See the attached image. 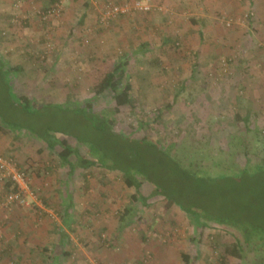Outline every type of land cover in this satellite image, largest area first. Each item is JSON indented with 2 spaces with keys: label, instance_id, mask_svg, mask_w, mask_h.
Returning <instances> with one entry per match:
<instances>
[{
  "label": "rangeland",
  "instance_id": "rangeland-1",
  "mask_svg": "<svg viewBox=\"0 0 264 264\" xmlns=\"http://www.w3.org/2000/svg\"><path fill=\"white\" fill-rule=\"evenodd\" d=\"M125 1L132 0L68 2L52 21L50 53L44 58L36 54L30 70L22 65L23 72L13 70L9 48L0 45V122L12 133L0 137V155L15 156L38 194L28 206L7 207L5 196L13 187L8 180L0 182V264H250L254 259L247 249L244 259L223 254L226 243L238 239L244 244L234 228L198 226L177 204L167 206L162 195L148 197L146 204L132 202L135 190L125 186L118 171L95 166L87 176L80 170L70 183L65 182L66 168L47 174L57 152L43 150L46 137H67L86 156L98 147L133 172L145 169L168 190L182 193L186 204L194 201L214 211L230 206L249 222L250 234L259 238L253 249L264 256V185L232 188L229 180L211 178L238 174V169L221 168L246 161L241 152L247 133L236 113L247 115L264 135V97L259 94L264 90V0H152L168 11H132L101 26L102 7ZM229 18L234 19L231 26ZM165 37H178L182 49L162 48ZM41 41L39 52L47 39ZM124 53L130 77L123 84L135 106L113 114L112 99L97 96L93 87ZM183 80L186 87L177 103L159 124L153 123ZM86 101L94 102L92 110H107L116 132L127 139L112 135L109 127L96 129L81 111ZM144 135L159 141L162 150L176 145L183 167L184 161L203 167H187L188 173L180 174L179 157L166 158L141 144L138 137ZM248 138L258 144L253 132ZM57 187L62 198L72 191L75 203L68 213L60 196L59 205L50 199L48 206L42 198ZM141 189L147 195L153 186L143 183ZM240 207L245 208L242 214Z\"/></svg>",
  "mask_w": 264,
  "mask_h": 264
},
{
  "label": "trees",
  "instance_id": "trees-1",
  "mask_svg": "<svg viewBox=\"0 0 264 264\" xmlns=\"http://www.w3.org/2000/svg\"><path fill=\"white\" fill-rule=\"evenodd\" d=\"M56 1V0H55ZM55 1L53 3H55ZM52 3V4H53ZM51 4V5H52ZM49 5V6H51ZM48 6V7H49ZM48 7L42 8V10H46ZM41 18V17H40ZM41 21H43L41 19ZM51 22V21H50ZM47 21H43L44 24L50 23ZM192 22L196 23V20L194 19ZM162 48L165 49L169 45L170 49H176L181 50L182 43L179 40L178 37H165V39L162 41ZM47 44V42H46ZM144 44V43H143ZM146 46V45H145ZM143 46V48L145 47ZM167 49V48H166ZM46 45L45 48L40 52V57L43 58L41 55L45 54ZM46 56V55H45ZM232 58L228 59V64L232 65L233 61ZM158 62V61H154ZM130 64L129 58L127 54L121 55L120 59L113 64V66L105 72H103L100 75V78L98 81L94 84V92L97 96H104V97H110L113 101V109L109 110L110 113L118 114L121 112L122 107L135 106V99L133 100L131 94L129 93V90H125L124 82L125 80H128L130 75L128 74L127 67ZM13 70L20 71L21 67H13ZM186 81L183 80L178 92L172 96V100L167 101L165 104V108H158V111L156 112V116L153 119V123L159 124L166 114V112L174 107V105L178 101V96L183 91V89L186 87ZM21 102L25 103L27 105L28 98L26 96H20ZM93 103L91 101H86L84 104H82L81 111L85 115V117L89 121H93V126L96 129L99 130H106L107 127H109L112 135H115L116 137L127 139L124 135L116 132L114 123L115 119L110 118V114L106 110H101L97 112L96 110H92ZM83 108H85L83 110ZM104 114V115H103ZM106 115V116H105ZM236 117L244 122V129L246 131V136L242 138V141L245 143V148L241 152L242 155L245 157L246 161L243 165L238 166L235 163H231L227 168H221L226 170H240L238 174L235 175H227L223 174L220 176L211 177L214 179L215 182L220 180H229L232 183V188H236L238 185H249L250 183H256L264 185V135L260 133L258 130V127H254V125L250 122V119L247 115H241V113H236ZM102 121L104 124L102 125ZM106 122V123H105ZM151 125V123H149ZM253 132L254 135L258 138V144H252L251 139L248 138V134H251ZM11 133L10 128L8 129L6 126H4L0 122V137L8 136ZM12 134V133H11ZM14 138L19 139L20 136L13 135ZM133 138V136L131 137ZM138 141H140L141 144L146 145L149 148H153L160 151L161 154L169 159L175 158L178 155L176 154L177 146L170 144L168 145L169 148L167 149H159V141L156 139L150 137V136H142L138 137ZM46 141L45 144H43V150L47 149L51 152L55 151L57 152V159L54 161L55 166L51 165L49 168V171L47 174H54L55 167H63L67 169V175L66 180L67 182H72L74 179V176L80 171L84 170V174H90V168L95 166H101L102 168L106 170H114L120 172L122 175V181L130 189H134V193L131 196L132 202H141L143 204H146L148 197L153 195H162L164 199L167 201V206H172L174 204H177L180 206L184 211H186L190 217L192 218L193 222L198 226H207L208 223H216L219 225H226L228 227L234 228L237 231H239L243 238H244V244L236 239L235 241L231 243H226L223 245V254L225 256L232 255L236 258H246V249L247 252L253 253V261L250 264H261L264 262V256L261 254L260 251H256V249H253L252 242H255L256 240H259V238L256 236L253 237V234H250V228H249V222L245 219L238 218L235 214V210L232 209L230 206L223 207L221 209L217 210H208L204 209L201 206L197 205L196 202L193 201V204H186L184 202L182 193H177L174 191H170L167 188V185L164 182H161L157 179H154L153 175H151L147 170L145 169H136L135 172L132 171V169L123 168L120 167L119 164L113 163L112 159L105 153L102 152L100 148H90L88 153L89 155H83L81 153V148L75 146L72 144L69 138L62 137V139L57 138H44ZM94 150V154H92L90 151ZM178 150V149H177ZM40 152H42V149H40ZM91 153V154H90ZM92 155V156H91ZM8 158H12L16 161L15 156H5ZM176 161L177 165V171L180 174H187L186 172L187 167L189 169H196L201 166L199 163L195 165H191V163L185 162V167H183V158L178 156ZM183 159V160H182ZM46 162V161H44ZM19 164V163H18ZM206 168V167H205ZM209 169V168H206ZM42 171H44V166L41 168ZM28 173V172H27ZM46 173V171H45ZM29 177L31 176L28 173ZM192 175V173L190 174ZM204 179V178H203ZM208 179V177L206 178ZM219 180V181H220ZM143 183H148L153 186V189L150 190L149 194H145L141 187ZM6 190H11V186L9 183L6 185ZM12 190H15L13 188ZM71 193L72 198L68 199L69 194ZM6 195V194H5ZM68 196V197H67ZM43 200L44 197L42 196ZM6 199V196H5ZM62 204H60L64 209L63 212L68 213L70 208H73L72 205H74V196L70 190H68L66 197L61 198ZM46 204H48L47 201L44 200ZM16 203H13L15 205ZM19 205V204H16ZM59 205V204H58ZM65 206V207H64ZM133 208L131 207L130 210ZM245 211V208L240 207L239 212L242 214ZM60 214V213H59ZM69 216H71V213H69ZM253 237V239H252ZM260 252V253H259ZM257 255V256H254ZM59 253L55 254V259H58ZM187 257V256H186ZM188 259V257H187ZM189 262H186V264H189Z\"/></svg>",
  "mask_w": 264,
  "mask_h": 264
},
{
  "label": "crops",
  "instance_id": "crops-1",
  "mask_svg": "<svg viewBox=\"0 0 264 264\" xmlns=\"http://www.w3.org/2000/svg\"><path fill=\"white\" fill-rule=\"evenodd\" d=\"M54 1L55 0H0V31H2V34L0 33V37L4 36V38H0V45L6 44L5 48H9L10 60L15 63L16 67L22 65L26 70H30L31 67L29 64L35 62L33 59H36V54H39L40 56L41 51L39 52L37 50H40V47L41 49L44 47L41 41L44 39V37L48 41V37H50L51 28H53V23L51 21L50 23L44 24L43 21H41L40 16L37 14L36 10L48 7ZM156 4L167 7V5H164L163 3ZM25 16H27L26 19L24 18ZM21 21H24V23L28 24L21 26L16 24ZM43 30L47 31L45 36H42V34L44 33ZM65 37L68 36L65 35ZM66 42L68 41L65 40L64 43ZM162 44L163 43H161V47ZM259 94L264 97V90H260ZM77 176L75 175L74 179H76ZM54 178L55 176H53V179ZM66 178L67 177H65V182L67 181ZM34 180L35 179H32V184H34ZM55 182L59 183L58 177H56ZM51 190H47V196H44V200L48 202V204H46L48 206L50 205V199L55 200V204H58L56 200L59 196L61 197V190L58 193V187L57 190L55 188ZM68 194V199L72 198L71 193L69 192ZM73 206L74 205H72V207ZM63 237L64 236H61V238H59L61 242L64 240Z\"/></svg>",
  "mask_w": 264,
  "mask_h": 264
},
{
  "label": "built area",
  "instance_id": "built-area-1",
  "mask_svg": "<svg viewBox=\"0 0 264 264\" xmlns=\"http://www.w3.org/2000/svg\"><path fill=\"white\" fill-rule=\"evenodd\" d=\"M71 0H56L46 10L38 9L37 14L43 21H53L61 16L65 9V5ZM162 11L168 10L162 5L154 3L152 0H132L123 3H107L102 7L99 14L98 21L101 26H108L111 22L118 19L120 16L127 15L132 11ZM25 19L27 16L24 17ZM17 20V19H16ZM233 18L226 20V24L231 26ZM54 42L52 38L48 37L45 54L41 55L43 58L49 54ZM224 62H226L223 59ZM228 62V61H227ZM227 64V63H226ZM10 181L15 190H11L6 195L5 206L11 207L13 203L28 206L29 198L38 199V194L33 191L31 186V178L27 171L19 166L18 162L12 158L0 155V182Z\"/></svg>",
  "mask_w": 264,
  "mask_h": 264
}]
</instances>
